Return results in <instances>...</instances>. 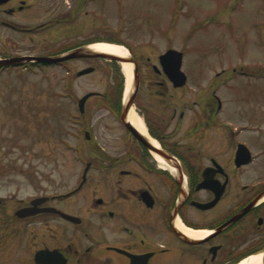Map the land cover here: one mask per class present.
I'll use <instances>...</instances> for the list:
<instances>
[{
	"label": "rangeland",
	"instance_id": "rangeland-1",
	"mask_svg": "<svg viewBox=\"0 0 264 264\" xmlns=\"http://www.w3.org/2000/svg\"><path fill=\"white\" fill-rule=\"evenodd\" d=\"M73 2L63 0L62 11ZM50 3L45 6L49 8ZM37 7L35 13L24 10L0 18L25 27L61 21L29 32L0 24V54L46 56L85 41L120 43L138 58L142 71L133 105L142 118L139 109L155 121L168 119L173 108L190 106L182 122L183 128L188 127L190 108L199 110L201 120L210 119L204 110L214 92L221 107L211 123L230 121L236 132L234 141L245 143L253 154L242 171V182L264 177V0H89L83 11L71 15L50 14V9ZM169 48L183 52L181 69L187 75L183 88H174L165 76L148 70L151 63L158 66V55ZM67 64L0 70L1 196L17 190L19 167L40 179L50 177L58 189L70 176L72 183L81 163L88 160L78 158L76 151L90 157V151L100 150L110 157L133 146L116 108L104 105L105 94L113 91L115 83L113 65L103 58L84 57ZM118 65L123 77L122 102L127 96L126 78ZM87 67L93 70L78 74ZM89 92L99 95L90 96L85 112L80 113L77 100ZM84 124L91 133L87 141L79 132ZM211 130L195 134L201 151L212 152L220 163L228 162L231 138L216 126ZM24 190L23 195L31 192L29 187Z\"/></svg>",
	"mask_w": 264,
	"mask_h": 264
},
{
	"label": "flooded vegetation",
	"instance_id": "flooded-vegetation-1",
	"mask_svg": "<svg viewBox=\"0 0 264 264\" xmlns=\"http://www.w3.org/2000/svg\"><path fill=\"white\" fill-rule=\"evenodd\" d=\"M88 1L74 0L68 10L62 11L63 0H1L0 15L13 17L24 10L35 13L37 5L42 6L41 10L50 9V14L71 15L83 11ZM49 3L53 5L47 8ZM60 21L25 27L0 18L1 25L27 32L50 28ZM8 56L7 51L0 54V58ZM29 64L22 69L66 67L65 62L37 63L35 67ZM150 67L148 70L158 77L167 78L159 57L158 66L151 63ZM155 83L163 84L159 80ZM189 107L173 108L168 119L155 121L139 109L148 134L158 146L141 133L146 138L143 143L122 122L133 146L110 157L100 150L90 151V157L82 150L76 151L78 158L88 160L81 163L72 183L70 176L58 189L50 177L40 179L19 167L17 190L0 195V264H233L245 253L264 250V177L242 182L247 164H235L237 145L242 141H234L236 132L230 121L211 123L221 107L216 93L211 94L208 109L204 110L210 119L201 120L199 110L190 108L192 121L183 128ZM84 112L85 108L80 113ZM164 114L167 116L166 111ZM215 126L233 143L225 163H220L212 152L201 151L195 135H200L202 129L206 135ZM86 127L84 124L79 132L87 141L91 133ZM96 159L104 163L97 164ZM205 172L212 186H224L213 205L201 208L194 202L208 203L215 197L212 188H196ZM24 187L31 192L20 193ZM182 227L207 229L208 234L189 236Z\"/></svg>",
	"mask_w": 264,
	"mask_h": 264
},
{
	"label": "water",
	"instance_id": "water-1",
	"mask_svg": "<svg viewBox=\"0 0 264 264\" xmlns=\"http://www.w3.org/2000/svg\"><path fill=\"white\" fill-rule=\"evenodd\" d=\"M1 1V0H0ZM77 57H90V58H104L107 60H116L118 62L127 61L133 63V70H132V90L129 92L126 101L124 102L122 113H121V119L123 120L124 124L128 127V129L143 143H146V138L139 132L135 126L131 122L127 120V113L131 108V105L133 103V100L135 98V95L138 90V73H137V65L135 62V59L132 56L127 57H120L117 55L105 53V52H98L94 51L89 48V46H82L75 48L73 50L68 51L67 53L60 55V56H54V57H34V56H16L8 59H2L0 60V65H7V64H17L21 63L23 61H30L35 60L39 62H49V63H56L59 61L77 58ZM160 64L163 68V71L167 75V77L172 81L173 85L175 87L182 86L186 82V75L181 70V62H182V52L177 51L175 49H168L164 53H162L159 56ZM93 70V67H87L85 69H82L78 72V74H85L89 73ZM93 95V92H89L85 95H83L79 101L78 105L80 110L84 109V104L86 99ZM252 155L249 150V148L243 144L239 143L237 145V149L235 152V164L236 166H241L244 164H247L251 161ZM206 174L203 175L204 179L197 185V189L201 188H212L215 191V197L211 202L208 203H201V202H194L195 205L201 208H208L211 205H213L221 196L223 192V184L222 187L217 189L214 186H212V182L209 180L208 176L209 173L205 172ZM248 208H245L242 213H244ZM241 213V214H242ZM241 214L236 215L233 217L232 221L237 219ZM263 254V263H264V251L261 252Z\"/></svg>",
	"mask_w": 264,
	"mask_h": 264
},
{
	"label": "bare ground",
	"instance_id": "bare-ground-1",
	"mask_svg": "<svg viewBox=\"0 0 264 264\" xmlns=\"http://www.w3.org/2000/svg\"><path fill=\"white\" fill-rule=\"evenodd\" d=\"M90 49L98 52H105L113 55H117L120 57H127L129 56V51L122 45L109 43V42H94L91 43L89 46ZM121 69L125 75L126 78V93L128 94L132 90V70H133V63L122 61L120 62ZM127 120L131 122L142 134L148 136L151 140V142L158 146L157 142L150 137V135L147 132L146 126L143 122L142 117L135 111V109L132 107L128 113H127ZM156 157L160 160L159 156L156 155ZM161 162V161H160ZM182 230L189 236L193 237H202L208 234L207 229H201V230H191L185 227H182ZM237 264H264L263 258L260 254H251L247 256L246 258L239 261Z\"/></svg>",
	"mask_w": 264,
	"mask_h": 264
},
{
	"label": "trees",
	"instance_id": "trees-1",
	"mask_svg": "<svg viewBox=\"0 0 264 264\" xmlns=\"http://www.w3.org/2000/svg\"><path fill=\"white\" fill-rule=\"evenodd\" d=\"M69 47H71V46H68L67 48H69ZM67 48H65V49H67ZM110 63H111V65H113V67L115 69L116 77H115V83L113 85V91L105 94V98H104L105 104L104 105H107V106L112 105L116 108V112H119V110L122 106L121 98H122V92H123V77L120 73V68H119L118 63L114 60L110 61Z\"/></svg>",
	"mask_w": 264,
	"mask_h": 264
}]
</instances>
